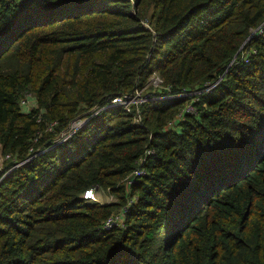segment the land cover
<instances>
[{"label": "trees", "instance_id": "1", "mask_svg": "<svg viewBox=\"0 0 264 264\" xmlns=\"http://www.w3.org/2000/svg\"><path fill=\"white\" fill-rule=\"evenodd\" d=\"M0 146V264H264V0H0Z\"/></svg>", "mask_w": 264, "mask_h": 264}, {"label": "built area", "instance_id": "2", "mask_svg": "<svg viewBox=\"0 0 264 264\" xmlns=\"http://www.w3.org/2000/svg\"><path fill=\"white\" fill-rule=\"evenodd\" d=\"M217 82L218 81L207 84L206 86L199 88V89H191V90L190 89H183L182 91L175 93V92L171 91V88L169 86L164 85L163 78L158 73H153V75L150 77V79L146 85L137 86L130 93L115 96V97L111 98L109 103L111 105L123 106L128 112H132L133 111V105H137V108H136L137 111L136 112L134 111L133 116H134V120L137 123H141L143 120L142 113H141V105L146 100H148L149 98H153V99H155V98H176L179 96H190L189 98H187V102L184 105V107L178 112L176 119L169 121L168 125L166 126V128H172V127H174V125H176V123L178 121L184 120L188 113H197L198 112V109H197L196 105L194 104V101L198 100L202 93L211 91ZM150 86H152L153 88L156 89V91L154 92L155 93L154 96H150V93L143 94V92ZM165 87H167L168 92H163V89H165ZM29 95L30 94L26 95L23 98V100L21 102L22 105L28 104ZM103 107H105V106H103ZM29 108H31V106ZM99 109L93 111L91 113V116L94 115L95 113H97V111ZM86 119L85 118L84 119L83 118L75 119L71 123L69 128L63 130V132L60 134V136L58 138H56V140L52 143V145L50 147H54L57 144H59L60 142L67 140L73 133H75L77 131V129H79L85 123ZM55 123H56V121L50 123L47 129H53V126ZM50 147H47V148H50ZM153 150H154L153 148L149 147L145 152V156L143 158H141L140 161H142V162L145 161L146 156L148 154L154 152ZM9 157H10V154H7L4 157V159L6 160ZM30 158H32V156H30L29 159ZM145 173H147V170L144 166L137 167L136 169H134L131 176H129L130 181H134L138 176L144 175ZM84 197L90 201L101 200L98 189L95 187H90V188L86 189L84 192ZM124 216H125L124 210L120 211L119 213H117L115 215H111L110 217H108L106 219L104 226L106 228H110L114 225L123 224L124 223Z\"/></svg>", "mask_w": 264, "mask_h": 264}, {"label": "rangeland", "instance_id": "3", "mask_svg": "<svg viewBox=\"0 0 264 264\" xmlns=\"http://www.w3.org/2000/svg\"><path fill=\"white\" fill-rule=\"evenodd\" d=\"M156 91V89L155 88H153L152 86H150V87H148L144 92H143V94H146V93H150V92H155ZM35 102H36V98H35V96H34V94H30L29 95V101H28V104H26V105H22V107L25 109V110H28V108L31 106H33L34 104H35ZM51 148H53V147H50V148H45V147H43V148H41V149H39V152L40 153H43V152H45V151H47V150H49V149H51ZM39 152H37V153H39ZM4 155H3V153H2V148H1V146H0V168H2V167H4V165H5V159H4ZM102 191V190H101ZM101 193H106V194H108L110 197H111V199H113V201H115V199H116V196L115 195H113L111 192H110V190L108 189L106 192H100L99 193V195L101 194ZM102 195V194H101ZM101 197V196H100ZM103 198V197H102Z\"/></svg>", "mask_w": 264, "mask_h": 264}, {"label": "crops", "instance_id": "4", "mask_svg": "<svg viewBox=\"0 0 264 264\" xmlns=\"http://www.w3.org/2000/svg\"><path fill=\"white\" fill-rule=\"evenodd\" d=\"M102 192V191H101ZM106 192V191H104ZM102 194V195H101ZM100 196H101V201L104 202V203H109V202H112L113 199H111V197L108 195V194H104V193H101ZM103 197V198H102Z\"/></svg>", "mask_w": 264, "mask_h": 264}, {"label": "clouds", "instance_id": "5", "mask_svg": "<svg viewBox=\"0 0 264 264\" xmlns=\"http://www.w3.org/2000/svg\"><path fill=\"white\" fill-rule=\"evenodd\" d=\"M208 92H209V91H208ZM90 116H91V115H90ZM90 116H89V117H85V119L87 118L86 121L90 118ZM83 119H84V118H83ZM86 121H85V122H86ZM52 143H53V142H52ZM51 145H52V144H51ZM51 145H50V146H51ZM57 145H58V144H57ZM50 146H48V147H50ZM54 147H55V146H54ZM45 148H47V147H45ZM38 150H39V149H38ZM100 201H101V200H100Z\"/></svg>", "mask_w": 264, "mask_h": 264}]
</instances>
